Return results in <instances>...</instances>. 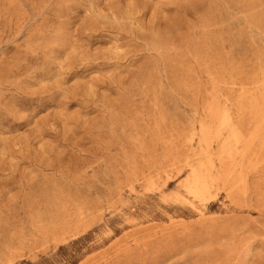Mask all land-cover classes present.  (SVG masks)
Returning <instances> with one entry per match:
<instances>
[{"label": "rangeland", "instance_id": "rangeland-1", "mask_svg": "<svg viewBox=\"0 0 264 264\" xmlns=\"http://www.w3.org/2000/svg\"><path fill=\"white\" fill-rule=\"evenodd\" d=\"M0 264H264V0H0Z\"/></svg>", "mask_w": 264, "mask_h": 264}, {"label": "bare ground", "instance_id": "bare-ground-1", "mask_svg": "<svg viewBox=\"0 0 264 264\" xmlns=\"http://www.w3.org/2000/svg\"><path fill=\"white\" fill-rule=\"evenodd\" d=\"M250 148H251V144L243 148V150L239 153L238 160H236L237 162H235L234 160H230L227 176L230 175L243 176L245 164L247 163V161H249L248 159L251 154ZM190 192L195 197L199 196V190L197 189H190Z\"/></svg>", "mask_w": 264, "mask_h": 264}]
</instances>
